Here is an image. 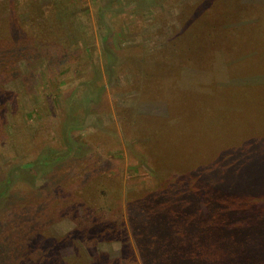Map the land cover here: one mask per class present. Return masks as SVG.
<instances>
[{"label": "rangeland", "instance_id": "1", "mask_svg": "<svg viewBox=\"0 0 264 264\" xmlns=\"http://www.w3.org/2000/svg\"><path fill=\"white\" fill-rule=\"evenodd\" d=\"M0 46L2 264L81 260L78 184L118 192L97 264H152L129 207L156 201L169 264H264V0H0Z\"/></svg>", "mask_w": 264, "mask_h": 264}, {"label": "trees", "instance_id": "2", "mask_svg": "<svg viewBox=\"0 0 264 264\" xmlns=\"http://www.w3.org/2000/svg\"><path fill=\"white\" fill-rule=\"evenodd\" d=\"M2 45H3V43H2ZM4 45H5V43H4ZM7 45H9V43H7ZM0 47L4 48L3 46H0ZM29 116L33 117V115L31 113ZM26 165H28V164H25V166ZM11 181H10V178L9 179L7 178V182L9 184L11 183ZM78 185L79 186L75 190V194L77 195V204L80 206V208H77L76 206H72L71 204H67L68 209H64L62 211L64 212V215L66 217L71 218V220H75V222L73 223L74 225H72V228L74 226L84 225L85 235L87 236L86 241L88 242L90 240L89 243H86V244L81 242V244H82L81 246L76 245L77 247H79L78 249H76V251L80 252L82 254V256L80 257L81 260H78V262H76L75 264H97L98 262L96 263V261H94L95 259L92 260L91 257H95L97 250H100L101 248H105L106 245L108 246L113 241V236L112 237H109V236L112 233V231L115 229V224L113 223V222H115V218L113 216L110 218V215H111V211L114 208H116V203L119 199L118 198V192L111 190L112 184H78ZM10 188H11V185H10ZM4 190L5 189H2V191L0 192V198H3V194L5 193ZM8 190H9V188H8ZM154 203L159 204V205L156 207H153V206H150L151 204L150 205L146 204V206H145L142 203H138V204H133L132 206L129 207V211H131V214H133V212H135L134 213L135 220H131V228H132V231L135 233L136 241L139 243V247H141V249H144V251H146L147 247H149V246L150 247L154 246V249H157V250H154L155 253L157 252V256L152 258V254H150L149 259L152 261V264H169L168 261H166V258L168 259V257H170V254H168V251H166V249L163 247L164 246V242L162 240L163 237H161V234H160V232L163 230V226H162V221H160L158 218L159 214H164L166 207L165 208H164V206L161 207L162 203L159 201H156ZM218 204L217 203L214 204L215 206H214L213 215H212V217L209 216V218H208L213 223L212 225L213 226H214V224L218 225V223L222 220L224 225L229 226V227L233 226V225H231V216H229V214H227V216H223L222 215L223 212H219V210L217 209V207L219 208V206H221ZM157 209H160V211L158 212ZM35 215H37V216L41 215L37 209L35 211ZM78 215H80V216H78ZM15 216H17L18 220H22V217L20 216L21 217L20 218L18 214H16ZM33 218H34V216H33ZM245 220H246V222H248L249 216H246ZM29 221L30 220L24 221L25 225H27L26 222H28V226L31 229L30 231H27L26 233H29V232L33 233L32 230L34 228L35 222L30 223ZM11 222H13V220L12 221H4V222L0 223V235H3V238L5 239V240H3V242L0 240V247H3V245H4V247L8 245V237H7L6 233L4 234L2 231H5L6 228H8L10 226L9 223H11ZM239 226L243 227L244 225L242 224ZM95 231H96V233L100 234V238L92 241L91 237L94 236L93 233ZM177 231H178V229L176 230V233H177ZM176 233H175V235H176ZM151 234H153V235H151ZM9 235H10V233H8V236ZM28 236H27V238H28ZM39 236H40L39 234L33 233L32 235H30V238L32 239L31 241H34V246L37 249V251L41 250L44 253L43 249L49 248V245L51 243L49 244L48 240L44 241V238L42 237V239H41V238H39ZM114 237L116 239L114 241L118 242L119 248L122 245H124L122 239H118L116 236H114ZM109 239L110 240L112 239V240L109 241ZM106 240H108V241H106ZM69 241L70 240H69L68 236L60 237L59 240H55L53 242V244L57 243V245H53V246L58 247L59 245H61V247H64V246H66L64 244H67ZM94 242L96 243L95 245H97L99 243L100 244L97 245L96 248L95 247L91 248V245ZM113 245H115V243H113ZM119 248L114 250L115 253L117 251H119ZM57 251L60 252V249ZM46 253L47 252L44 253L43 258H48L45 256ZM74 254H76V252H74ZM185 255L186 254H184V253L178 252V257L179 256L185 257ZM248 255H250V254H248ZM56 257H58V256H56ZM43 258H40V261L45 263L46 259H43ZM247 259L250 262H254V260H256V256L252 255V258H247ZM54 260L55 259L52 258V255L50 256V258L47 259V261H49V262L54 261ZM244 260H245V258H244ZM4 261L5 260H2L1 256H0V264H2ZM189 263L190 262H188V264ZM57 264H64L63 260H59V262H57ZM145 264H147L146 261H145Z\"/></svg>", "mask_w": 264, "mask_h": 264}]
</instances>
